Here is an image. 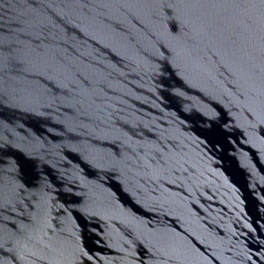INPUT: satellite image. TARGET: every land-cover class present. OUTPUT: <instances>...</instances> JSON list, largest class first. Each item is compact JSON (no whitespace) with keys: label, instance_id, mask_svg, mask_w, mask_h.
Listing matches in <instances>:
<instances>
[{"label":"water","instance_id":"obj_1","mask_svg":"<svg viewBox=\"0 0 264 264\" xmlns=\"http://www.w3.org/2000/svg\"><path fill=\"white\" fill-rule=\"evenodd\" d=\"M0 264H264V0H0Z\"/></svg>","mask_w":264,"mask_h":264}]
</instances>
